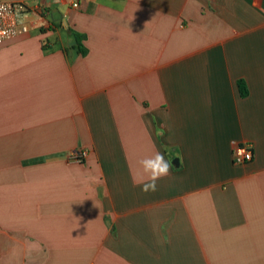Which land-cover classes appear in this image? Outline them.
Listing matches in <instances>:
<instances>
[{"label":"crops","instance_id":"1","mask_svg":"<svg viewBox=\"0 0 264 264\" xmlns=\"http://www.w3.org/2000/svg\"><path fill=\"white\" fill-rule=\"evenodd\" d=\"M27 1L50 14L0 46V264H264V0Z\"/></svg>","mask_w":264,"mask_h":264},{"label":"built area","instance_id":"2","mask_svg":"<svg viewBox=\"0 0 264 264\" xmlns=\"http://www.w3.org/2000/svg\"><path fill=\"white\" fill-rule=\"evenodd\" d=\"M73 8H78L79 2H75ZM40 17L50 14L47 4L38 1L32 5L27 0L0 1V46L6 42L29 33V17L31 13ZM86 152L74 154L72 158L82 162ZM254 153L248 145H237L233 150V159L236 164H244L253 160Z\"/></svg>","mask_w":264,"mask_h":264},{"label":"clouds","instance_id":"3","mask_svg":"<svg viewBox=\"0 0 264 264\" xmlns=\"http://www.w3.org/2000/svg\"><path fill=\"white\" fill-rule=\"evenodd\" d=\"M139 173L137 180L134 182L141 184V190L145 193L157 190V181L170 173L172 164L166 160L164 155L159 151L154 152L151 156H146L138 161Z\"/></svg>","mask_w":264,"mask_h":264},{"label":"trees","instance_id":"4","mask_svg":"<svg viewBox=\"0 0 264 264\" xmlns=\"http://www.w3.org/2000/svg\"><path fill=\"white\" fill-rule=\"evenodd\" d=\"M74 37H75V40L80 44L81 36L75 35ZM82 53L85 54V51L82 50ZM238 85H239V88H240L241 95L243 97H246L248 95V93H249L246 83L244 81H239Z\"/></svg>","mask_w":264,"mask_h":264}]
</instances>
